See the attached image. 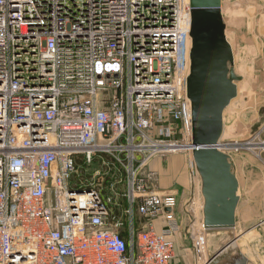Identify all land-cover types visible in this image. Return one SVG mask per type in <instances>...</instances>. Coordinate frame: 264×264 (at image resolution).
<instances>
[{"label": "built area", "instance_id": "2783aa9c", "mask_svg": "<svg viewBox=\"0 0 264 264\" xmlns=\"http://www.w3.org/2000/svg\"><path fill=\"white\" fill-rule=\"evenodd\" d=\"M190 22V0H0V264H171L148 161L193 153Z\"/></svg>", "mask_w": 264, "mask_h": 264}, {"label": "rangeland", "instance_id": "374dc122", "mask_svg": "<svg viewBox=\"0 0 264 264\" xmlns=\"http://www.w3.org/2000/svg\"><path fill=\"white\" fill-rule=\"evenodd\" d=\"M222 13L234 51V63L230 66L241 76L237 81L238 94L224 113L222 150L231 156L233 171L240 183L238 243L251 258L264 263V0H222ZM187 132L189 138L192 137V132ZM187 132L162 138L186 141ZM169 154L184 157L182 176L188 185L184 205L182 203L187 234L184 241L186 259L189 264H208L205 244L199 243L204 196L202 177L200 182L193 177L195 169L198 170L193 153L187 149L159 151L151 157L148 165L150 167L156 157ZM155 171L154 177L160 184L161 174Z\"/></svg>", "mask_w": 264, "mask_h": 264}, {"label": "water", "instance_id": "95a60500", "mask_svg": "<svg viewBox=\"0 0 264 264\" xmlns=\"http://www.w3.org/2000/svg\"><path fill=\"white\" fill-rule=\"evenodd\" d=\"M193 157L202 177L205 247L208 264H253L236 232L239 179L228 153L220 149L224 113L238 94L241 79L230 66L233 46L226 35L222 0H190Z\"/></svg>", "mask_w": 264, "mask_h": 264}, {"label": "crops", "instance_id": "0c3cea01", "mask_svg": "<svg viewBox=\"0 0 264 264\" xmlns=\"http://www.w3.org/2000/svg\"><path fill=\"white\" fill-rule=\"evenodd\" d=\"M176 151V150H175ZM183 160L184 157L182 154H169V155H163L156 157L153 159L150 163V167L152 169L157 170L161 174V180L159 184V189L161 191H170L177 195L178 203H180V207L177 206L176 208V214L179 220H181V226L179 231L175 235V254L173 259L171 260V264H189V262L186 259V253L187 247L184 243L186 241V232L184 230V224L185 222V214L183 211V205H184V196H185V190L188 187L185 179L182 176V173L184 172L183 167ZM183 203V205H182ZM202 206V205H201ZM240 202L237 207L236 211V228H237V219L240 209ZM203 219H204V201H203ZM164 226V222L159 220L156 222L157 229H161ZM243 252L253 261V264H264L263 262L259 261V259H253L251 258L245 249L240 246ZM193 258L191 257V260ZM189 260V259H188Z\"/></svg>", "mask_w": 264, "mask_h": 264}, {"label": "bare ground", "instance_id": "6f19581e", "mask_svg": "<svg viewBox=\"0 0 264 264\" xmlns=\"http://www.w3.org/2000/svg\"><path fill=\"white\" fill-rule=\"evenodd\" d=\"M225 23H226V20L224 19ZM226 28H227V23H226ZM226 35H227V32H226ZM228 38V36H227ZM229 40V39H228ZM173 152H175V150H173ZM201 239V243L205 244V230H204V233H203V237L200 238Z\"/></svg>", "mask_w": 264, "mask_h": 264}]
</instances>
